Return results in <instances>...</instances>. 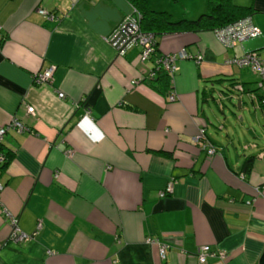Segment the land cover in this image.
Here are the masks:
<instances>
[{
	"label": "crops",
	"instance_id": "0c3cea01",
	"mask_svg": "<svg viewBox=\"0 0 264 264\" xmlns=\"http://www.w3.org/2000/svg\"><path fill=\"white\" fill-rule=\"evenodd\" d=\"M233 1L253 6L260 34L226 47L213 29L166 32L141 60L140 45L121 52L110 40L138 14L130 0H0V145L11 154L1 199L33 234L11 241L0 206V264H264L262 76L227 62L252 50L264 58V0ZM182 46L203 58L177 60L169 100L150 74ZM52 64V81L34 82ZM226 87L232 100L218 94ZM203 126L213 155L195 140ZM148 237L167 245L166 258ZM203 244L226 257L202 262Z\"/></svg>",
	"mask_w": 264,
	"mask_h": 264
},
{
	"label": "built area",
	"instance_id": "2783aa9c",
	"mask_svg": "<svg viewBox=\"0 0 264 264\" xmlns=\"http://www.w3.org/2000/svg\"><path fill=\"white\" fill-rule=\"evenodd\" d=\"M39 11L44 14L48 18H55L57 17L56 13L53 11L47 10L45 8H39ZM138 12V10L135 8L134 13ZM126 22H130L131 32L132 36H128L124 41H121L119 45H116L117 41H114L113 44H115L121 52H124L125 49L132 45V44H138L141 47L140 51V59L146 60L148 59L156 50V43L157 39L154 34V32L151 31H143L140 28V14H129L124 22L121 24V26L116 30V32L126 24ZM216 33L218 39L224 44L226 47H233L238 42L243 41L247 38H250L252 36H256L261 33L260 27L254 23L251 14L245 15L243 17H240L234 21H231L230 23L217 27L213 29ZM0 31H1V25H0ZM115 32V34H116ZM114 34V35H115ZM111 36L110 40L112 42ZM1 37V34H0ZM181 58H196V60L201 61L203 58L202 53H191L188 51V49L185 46H182L176 51L173 52H167L166 54H163L158 58L157 64L155 68L152 70L150 76H153L159 69H165L167 72H169L174 77L177 69L179 68L177 64V60ZM227 62L229 63H237L239 65H248L251 66L256 72H258L262 78L259 81V84L261 87H264V58L259 54L257 50H253L250 52H245L241 55H236L231 58H228ZM55 65L52 64L46 68H42L34 72L33 79L36 83H47L51 82L53 79V73H54ZM139 80V78H138ZM59 97H65L64 91H58ZM169 100H175L177 98L176 92L174 89L170 90V92L167 94ZM261 103L264 104V95L259 99ZM28 110L33 112L34 107L28 106ZM87 113H90V108L86 109ZM17 125L20 129H24L25 125L21 121H14L11 123V125ZM8 127H0V142L3 139V136L6 132ZM195 140L201 145L203 149L206 150L207 154L213 155L218 151V146L212 142V140L209 138L205 126L201 127L199 132L195 136ZM263 142H264V136H263ZM67 154L69 156L73 155L74 150L72 148H68L66 150ZM9 160V157L7 153L4 150H0V162H6ZM59 175V172H56V176ZM243 175V174H242ZM176 179L172 177L160 190V196H165L168 194H171L174 191L175 188ZM4 188L3 182L0 181V206L2 208V211L4 212L7 220L9 221V224L11 226L10 231V240L13 242H22L30 240L33 237L32 233L24 231L20 224H19V217L18 215L12 213L6 206H3L1 194L2 190ZM43 224V220L40 219L38 222L37 228H40ZM147 242L149 243H159L160 244V256L161 258H166L167 256V245L164 243H160L157 238L154 237H148ZM208 255H215L219 256L221 258H225L227 255V252L224 250L220 251H211L207 245L203 244L198 248V256L202 262H204Z\"/></svg>",
	"mask_w": 264,
	"mask_h": 264
},
{
	"label": "trees",
	"instance_id": "16d2710c",
	"mask_svg": "<svg viewBox=\"0 0 264 264\" xmlns=\"http://www.w3.org/2000/svg\"><path fill=\"white\" fill-rule=\"evenodd\" d=\"M130 1L140 14V28L143 31L154 32L156 37L157 35L166 32L215 29L240 17L251 14L254 11L252 5L238 4L233 0H208L207 11L202 12L199 16L193 18L187 16L174 18L171 12L166 9L153 8L150 5L149 0ZM150 78L158 82L157 85H154L155 87L161 89L162 86H164L165 88H168V93L172 90V76L165 69H159L153 76H150ZM0 150H4L1 145ZM5 152L10 159L11 154L7 151ZM8 161L9 160L6 162H0V164L4 166ZM253 161V155H249L245 158L243 164L244 175L251 171Z\"/></svg>",
	"mask_w": 264,
	"mask_h": 264
},
{
	"label": "rangeland",
	"instance_id": "374dc122",
	"mask_svg": "<svg viewBox=\"0 0 264 264\" xmlns=\"http://www.w3.org/2000/svg\"><path fill=\"white\" fill-rule=\"evenodd\" d=\"M149 2L153 3L154 7L171 11L174 18L182 17L185 13H187V17L193 18L191 15L199 16L208 9V0H150Z\"/></svg>",
	"mask_w": 264,
	"mask_h": 264
},
{
	"label": "water",
	"instance_id": "95a60500",
	"mask_svg": "<svg viewBox=\"0 0 264 264\" xmlns=\"http://www.w3.org/2000/svg\"><path fill=\"white\" fill-rule=\"evenodd\" d=\"M131 23L130 22H126V24L124 26H122L114 35V37L112 38V42L117 41L116 45H119V43L121 41H124L128 36H132V32H131ZM232 88H223L221 90V92H219L218 94L222 97V98H228L231 99L234 97L235 93L232 92ZM221 102V100H218ZM242 101V99L239 98L237 104H240ZM233 102V101H232ZM240 107V105H238Z\"/></svg>",
	"mask_w": 264,
	"mask_h": 264
}]
</instances>
